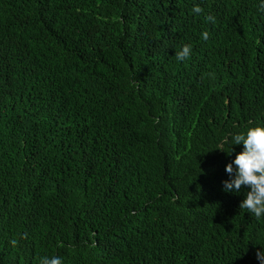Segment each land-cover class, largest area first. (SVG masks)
I'll return each instance as SVG.
<instances>
[{"label":"trees","instance_id":"trees-1","mask_svg":"<svg viewBox=\"0 0 264 264\" xmlns=\"http://www.w3.org/2000/svg\"><path fill=\"white\" fill-rule=\"evenodd\" d=\"M260 4L0 0V264H261L223 183L264 127Z\"/></svg>","mask_w":264,"mask_h":264},{"label":"clouds","instance_id":"clouds-1","mask_svg":"<svg viewBox=\"0 0 264 264\" xmlns=\"http://www.w3.org/2000/svg\"><path fill=\"white\" fill-rule=\"evenodd\" d=\"M260 10L264 11V0H261ZM192 11L200 14L203 9L197 5ZM206 19L215 23V18L212 16H208ZM202 38L207 40L209 33H202ZM191 53V46L185 44L176 51L175 58L178 62L185 61L190 58ZM232 141L236 145L243 143L244 150L226 166V172L232 178L223 182L224 191L239 193L242 186L249 188L250 191L247 192L246 199L240 204V209H247L259 220L264 217V127H253L248 129L246 134H236L232 137ZM223 143H228V140L225 139ZM217 149L225 151L222 146ZM11 243L15 246L17 241L12 240ZM257 259L261 261V264H264V252L258 251ZM39 264H62V260L58 256H44L40 258Z\"/></svg>","mask_w":264,"mask_h":264}]
</instances>
